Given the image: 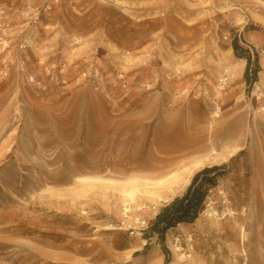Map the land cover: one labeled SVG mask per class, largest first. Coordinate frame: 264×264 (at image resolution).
Listing matches in <instances>:
<instances>
[{
	"label": "rangeland",
	"instance_id": "obj_1",
	"mask_svg": "<svg viewBox=\"0 0 264 264\" xmlns=\"http://www.w3.org/2000/svg\"><path fill=\"white\" fill-rule=\"evenodd\" d=\"M262 75L264 0H0V264H264ZM172 116L202 132L238 119L240 133L204 166H222L204 205L220 224L203 209L163 244L150 227L190 184L125 214L132 176L112 156Z\"/></svg>",
	"mask_w": 264,
	"mask_h": 264
},
{
	"label": "bare ground",
	"instance_id": "obj_2",
	"mask_svg": "<svg viewBox=\"0 0 264 264\" xmlns=\"http://www.w3.org/2000/svg\"><path fill=\"white\" fill-rule=\"evenodd\" d=\"M226 80L225 77L221 78L217 86L210 85L208 90L212 88L216 96L220 95L225 89L223 82ZM262 81L264 82L263 75ZM166 88L170 87L166 86ZM216 117L212 123L217 121ZM197 124L198 121L195 119L172 116L157 128L158 132L153 139H148V133L140 135L132 132L127 135L121 146L116 148L112 160L123 165L122 172H120L122 176H132L130 183H118L123 188L120 189V198L126 205L125 214L128 211H140L144 205L147 207L145 203L148 201L155 204L152 207L156 213L162 201L172 200L175 195L187 188L198 170L206 165L215 164L234 152V149L226 148L238 141L237 137L240 133L238 119L223 124V130L213 125L212 129L208 128L207 132L199 131L196 128ZM106 138L105 133H98L92 139L99 145L97 151L99 170L105 164L103 155L107 149ZM129 164H134V166L128 168ZM260 172L264 174V167H260ZM101 187L104 188L103 184ZM228 213H232V210ZM225 214L226 211L219 213L210 200L201 213L217 226ZM135 220L142 222L140 216H136ZM241 234L245 241L246 230L243 227ZM180 250L181 247L176 245L175 252L182 258L183 254L179 252ZM243 252L246 255V252Z\"/></svg>",
	"mask_w": 264,
	"mask_h": 264
},
{
	"label": "trees",
	"instance_id": "obj_3",
	"mask_svg": "<svg viewBox=\"0 0 264 264\" xmlns=\"http://www.w3.org/2000/svg\"><path fill=\"white\" fill-rule=\"evenodd\" d=\"M234 48L236 51L239 49L237 45ZM238 55L243 56L240 53ZM245 58L247 59L245 77L248 82H252L256 80L259 73V62L257 60V66L252 70L250 56H245ZM221 169V165H213L204 167L198 171L194 175L187 191L182 196L173 199L157 214L150 229L159 235L163 244L165 242V235L169 229L179 224L193 223L198 219L201 211L204 209L210 187L215 186L219 176L222 175Z\"/></svg>",
	"mask_w": 264,
	"mask_h": 264
}]
</instances>
